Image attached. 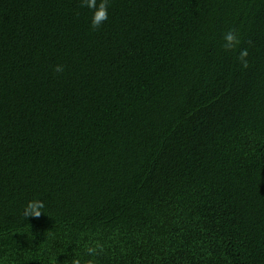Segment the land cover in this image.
<instances>
[{
	"label": "trees",
	"instance_id": "trees-1",
	"mask_svg": "<svg viewBox=\"0 0 264 264\" xmlns=\"http://www.w3.org/2000/svg\"><path fill=\"white\" fill-rule=\"evenodd\" d=\"M91 17L0 0V264H264V0Z\"/></svg>",
	"mask_w": 264,
	"mask_h": 264
},
{
	"label": "clouds",
	"instance_id": "clouds-1",
	"mask_svg": "<svg viewBox=\"0 0 264 264\" xmlns=\"http://www.w3.org/2000/svg\"><path fill=\"white\" fill-rule=\"evenodd\" d=\"M81 7H85L92 12L91 28L99 29L109 18V0H100L99 4L97 0H81ZM224 47L228 51H235L240 44L239 34L235 30L228 31L224 36ZM248 50L244 49L240 51L238 61L243 68L248 67L247 62ZM55 72L61 73L64 71L63 66H56ZM44 204L41 201L33 200L28 203L25 209V216L27 218H39L42 215L41 209ZM101 249L99 244L94 247H87L86 251L88 255L95 256L98 250ZM73 264H81L79 258L73 260ZM91 264V262H89Z\"/></svg>",
	"mask_w": 264,
	"mask_h": 264
}]
</instances>
